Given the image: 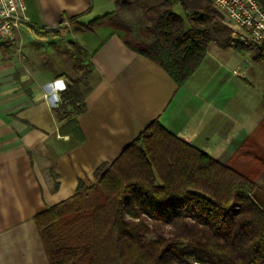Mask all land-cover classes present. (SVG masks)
Listing matches in <instances>:
<instances>
[{"label":"trees","instance_id":"16d2710c","mask_svg":"<svg viewBox=\"0 0 264 264\" xmlns=\"http://www.w3.org/2000/svg\"><path fill=\"white\" fill-rule=\"evenodd\" d=\"M111 1L115 10L84 29L119 33L127 48L161 67L177 87L211 43L241 56L250 50L231 45V28L209 0ZM257 2L264 10V0ZM27 27L38 38L59 33ZM254 45L255 60L264 63V41ZM68 52L83 73L65 79L54 110L58 121L84 110L80 87L93 71L78 46ZM94 176L93 185L78 182L72 197L35 217L49 264H264V192L260 198L244 172L178 139L158 120ZM186 255L196 261L182 262Z\"/></svg>","mask_w":264,"mask_h":264},{"label":"crops","instance_id":"0c3cea01","mask_svg":"<svg viewBox=\"0 0 264 264\" xmlns=\"http://www.w3.org/2000/svg\"><path fill=\"white\" fill-rule=\"evenodd\" d=\"M22 1L26 22L13 42L0 44V264H49L35 217L72 197L78 182L93 185L97 167L115 160L152 121L229 164L240 138L233 104L248 83L236 73L241 60L232 47L225 55L211 43L197 70L177 87L161 67L127 48L119 33L85 30L115 10L113 1ZM81 14L70 24L77 37L67 43L81 49L93 71L80 87L84 110L58 121L54 110L71 77L46 71L38 50L31 56L26 44L63 35L38 38L27 25L61 31Z\"/></svg>","mask_w":264,"mask_h":264},{"label":"rangeland","instance_id":"374dc122","mask_svg":"<svg viewBox=\"0 0 264 264\" xmlns=\"http://www.w3.org/2000/svg\"><path fill=\"white\" fill-rule=\"evenodd\" d=\"M175 8V11L181 12L177 7ZM220 14L221 16H218L219 19L228 24L226 17L222 13ZM124 16L129 22L134 24L132 17L128 13L124 14ZM69 25L67 23L64 28L60 29L61 31H59L58 35H63L60 38L37 39L35 44H26V46L30 47L27 53L33 56V50L37 49L38 62L46 71L51 73L61 72L71 78H77L83 73V70L75 69L66 50L70 47L67 43L70 37L72 40L77 37L72 35L74 30L72 25L70 27ZM86 34L92 35L85 32ZM49 45H51L50 48L48 47ZM254 46H245L250 47V50L245 52L242 57L233 54L235 59L241 60V69H237L236 73L241 75V78L248 83H246L248 87L241 84L245 88L246 94L243 96L237 91V100L233 104L235 108L233 118L237 121L238 138H240L235 141V151L230 157L228 166L237 172H244L259 189L261 198V192H264V63L255 60ZM258 46H261V44ZM216 47L221 49L225 55L232 52L231 48L226 46L217 45ZM70 49H72V46ZM231 65L229 66L230 69L233 68ZM243 115H246L247 118L245 122L242 121ZM262 200L264 201V199ZM195 261L196 257L190 255H186L182 259V262L187 263H194ZM176 264L183 263L177 262Z\"/></svg>","mask_w":264,"mask_h":264},{"label":"built area","instance_id":"2783aa9c","mask_svg":"<svg viewBox=\"0 0 264 264\" xmlns=\"http://www.w3.org/2000/svg\"><path fill=\"white\" fill-rule=\"evenodd\" d=\"M231 28L230 43L250 46L264 41V10L257 0H209ZM22 0H0V44L11 43L19 26L26 22Z\"/></svg>","mask_w":264,"mask_h":264}]
</instances>
